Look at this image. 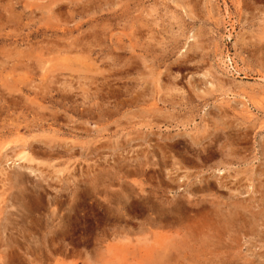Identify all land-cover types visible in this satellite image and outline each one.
Here are the masks:
<instances>
[{"label": "rangeland", "instance_id": "1", "mask_svg": "<svg viewBox=\"0 0 264 264\" xmlns=\"http://www.w3.org/2000/svg\"><path fill=\"white\" fill-rule=\"evenodd\" d=\"M0 170V264H264V0H0Z\"/></svg>", "mask_w": 264, "mask_h": 264}, {"label": "bare ground", "instance_id": "2", "mask_svg": "<svg viewBox=\"0 0 264 264\" xmlns=\"http://www.w3.org/2000/svg\"><path fill=\"white\" fill-rule=\"evenodd\" d=\"M77 3H78V2H77ZM55 12H56V11H55ZM77 15H78V14H77ZM60 37H61V36H60ZM69 38H70V37H69ZM79 41H80V40H78V42H79ZM91 45H92V44H91ZM72 47H73V46H72ZM60 52H61V51H60ZM65 53H66V52H65ZM104 108H105V107H104ZM100 110L103 111L102 109H100ZM86 111H88V110H86ZM86 111H85V112H86ZM86 113H87V112H86ZM90 113H91V111H90ZM97 113H98V111H97ZM81 114H82V113H80V115H81ZM82 115H83V114H82ZM87 115H88V114H87ZM102 115H103V114H102ZM103 116H104V115H103ZM103 116H102V117H103ZM105 116H106V115H105ZM105 116H104V118H105ZM23 127H24V126H23ZM17 128H18V127H17ZM1 129H2V127H1ZM18 129H19V128H18ZM174 143H175V142H174ZM31 146H32V145H31ZM16 147H17V146H16ZM21 147H22V145H21ZM47 147H48V148H49V147L51 148V146H48V145H47ZM1 148H2V147H1ZM29 148H31V147H29ZM52 148H53V147H52ZM27 149H28V148H27ZM28 150H29V149H28ZM28 150H27V151H28ZM49 150H50V149H49ZM49 150H48V151H49ZM6 151H7V150H6ZM53 151H54V150H53ZM12 152H13V151H12ZM31 152H32V151H31ZM5 153H6V152L4 151V154H5ZM25 153H26V152H25ZM27 154H28V153H27ZM8 155H9V154H8ZM8 155H7V156H8ZM29 155H30V154H29ZM55 155H56V154H55ZM3 156H4V155H3ZM3 156H2V157H3ZM5 156H6V155H5ZM5 156H4V157H5ZM30 157H31V156H30ZM20 158H21V157H20ZM34 158H35V157H34ZM29 159H30V158H29ZM10 160H11V162H12L13 159H10ZM10 160L8 159V161H10ZM32 160H34V159L32 158ZM35 160H36V159H35ZM4 161L6 162V160H4ZM4 161H2V162H4ZM30 162H31V161H30ZM9 163H10V162H9ZM12 163H13V162H12ZM14 163H15V161H14ZM1 164H2V163H1ZM17 164H18V163H17ZM3 165L5 166L6 164H3ZM9 165H10V164H9ZM22 165H24V164H22ZM22 165H21V166H22ZM28 165H29V164H28ZM12 166H13V165H12ZM12 166H11V167H12ZM16 166H17V165H16ZM16 166H14V167H16ZM18 166H20V165H18ZM18 166H17V167H18ZM14 167H13V168H14ZM17 167H16V168H17ZM24 167H26V166H24ZM27 167H28V166H27ZM27 167H26V168H27ZM5 168H6V167H5ZM7 168H8V167H7ZM30 168H31V167H30ZM30 168H28V169H30ZM10 169H11V168H10ZM18 169H19V168H18ZM21 169H22V168H21ZM8 170H9V169H8ZM8 170L6 171V170L4 169V173H2L3 175L1 174V175H2V178H1V184H2V186H5L6 184H9V183L12 185L11 182H14V183L23 182V181H22L23 178L21 179L18 175H12V174H10L11 172H8ZM25 170H27V169H25ZM30 170L32 171L33 169H30ZM0 171H1V170H0ZM13 171H14V170H13ZM1 172H3V171H1ZM12 173H13V172H12ZM31 173H32V172H31ZM33 173H34V170H33ZM33 173H32V174H33ZM27 177H28V174H27ZM24 179H26V178H24ZM24 179H23V180H24ZM24 182H25V181H24ZM24 182H23V183H24ZM23 183H22V187H23L24 185H26L25 183H27V182H25L24 184H23ZM20 184H21V183H20ZM27 184H29V182H28ZM13 185H14V184H13ZM13 185H12V186H13ZM18 185H19V184H18ZM18 187H19V186H18ZM24 187H25V186H24ZM3 188H4V187H3ZM5 188H6V186H5ZM13 188H15V187H13ZM19 188H20V187H19ZM9 189H10V188H9ZM22 189H23V188H22ZM24 189H25V188H24ZM6 191H7V190H6ZM23 191H24V190H23ZM23 191H22V192H23ZM0 192H1V191H0ZM29 192H30V191H29ZM32 192H33V191H32ZM3 193H4V192H2V194H3ZM26 193H27V192H26ZM6 194H9V192L6 193ZM0 195H1V194H0ZM2 197H4V196H2ZM6 198H7V197H6ZM21 198H22V197H21ZM0 200H1V199H0ZM6 200H7V199H6ZM3 202H4V201H3ZM6 202H7V201H6ZM226 217H227V216H226ZM58 222H59V221H58ZM160 224H161V223H160ZM161 225H162V224H161ZM168 226H169V225H168ZM171 226H172V224H171ZM171 226H170V227H171ZM113 227H115V226H113ZM113 227H112V228H113ZM109 228H111V227L109 226ZM162 228H163V227H162ZM165 228H167V226H166ZM163 229H164V228H163ZM1 231H2V230H1ZM121 231H123V230H121ZM3 233H4V232H3ZM9 234H10V233H9ZM1 235H2V234H1ZM3 235H4V234H3ZM3 235H2V236H3ZM10 236H11V235H10ZM4 237H5V236H4ZM170 237H171V236H170ZM168 238H169V237H168ZM11 239H12V236H11ZM26 239H27V238H26ZM50 239H51V238H50ZM31 240H33V239H31ZM0 241H1V240H0ZM13 241H14V240H12V242H13ZM16 241H17V240H16ZM97 241H98V240H97ZM17 242H18V241H17ZM36 243H37V241H36ZM95 243H97V242H95ZM2 244H3V243H2ZM15 244H16V243H15ZM18 244H19V243H18ZM23 244H24V243L22 242V244H20V245H22V247L25 249V247L23 246ZM57 244H58V243H57ZM97 244H98V243H97ZM7 245H8V244H7ZM12 245H13V244H12ZM59 245H60V243H59ZM59 245H58V246H59ZM0 246H2V245H0ZM55 246H56V245H55ZM55 246H53V247L55 248ZM18 247H19V246H18ZM38 247H39V246H38ZM60 247H61V245L59 246V248H60ZM26 248H27V247H26ZM20 249H21V248H20ZM29 249H30V247H29ZM56 249H57V248H56ZM56 249H55V250H56ZM158 249H159V248H158ZM8 250H9L8 252H10L12 249H11V250L8 249ZM25 251H26V250H25ZM201 252H202V251H201ZM30 253H31V252H30ZM163 253H164V250H163ZM167 253H168V251H167ZM24 254H26V253H24ZM168 254H169V253H168ZM206 254H207V253H206ZM28 255H29V254H28ZM30 255H31V254H30ZM166 256H167V255H166ZM168 257H169V256H168ZM173 259H175V258H173ZM7 260H8V259H7ZM33 260H34V259H33ZM165 260L167 261V259H165ZM263 261H264V260H263ZM40 262H41V261H40ZM55 262H57V261H55ZM182 262H183V261H182ZM55 264H56V263H55Z\"/></svg>", "mask_w": 264, "mask_h": 264}]
</instances>
